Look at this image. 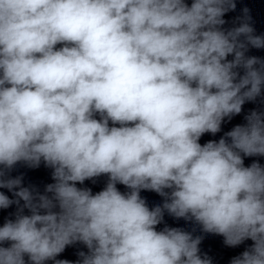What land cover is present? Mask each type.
I'll return each instance as SVG.
<instances>
[{"label": "clouds", "instance_id": "9594fccd", "mask_svg": "<svg viewBox=\"0 0 264 264\" xmlns=\"http://www.w3.org/2000/svg\"><path fill=\"white\" fill-rule=\"evenodd\" d=\"M235 9L0 0V189L15 197L0 191V209L17 206L0 226V264H73L57 257L76 243L87 252L75 264H212L202 236L157 230L165 213L229 247L252 241L230 264H264V165L244 162L264 157V111L200 143L264 88V59L246 55L264 36L247 8L225 28ZM18 163H43L54 182L23 186L10 175ZM102 175L95 194L77 187ZM142 190L163 203L150 208Z\"/></svg>", "mask_w": 264, "mask_h": 264}, {"label": "water", "instance_id": "95a60500", "mask_svg": "<svg viewBox=\"0 0 264 264\" xmlns=\"http://www.w3.org/2000/svg\"><path fill=\"white\" fill-rule=\"evenodd\" d=\"M187 3H191V0H186ZM247 8L249 10L248 15L251 17L250 24L255 30L256 35L264 36V0H236V9L227 13L224 19L227 21L225 28H231L237 26V17L243 16V9ZM61 45H57L60 47ZM247 56H256L261 59H264V49H255L249 47V50L246 53ZM229 59H232L230 56ZM243 74V70H240ZM264 111V88H262L261 97L258 98L255 102H246L243 105L242 112L234 116L231 120H225L221 126V131L215 136L212 134H205L201 137L200 143L204 144L209 140H219L225 132L230 131L234 126L238 124H244V117L252 110ZM118 126V125H117ZM253 161H258L261 165H264V157H245L244 162L245 166H249ZM52 169L45 167L43 163L40 164L37 168H30L23 163H18L14 169L11 171L10 175L12 177L21 176L22 183L25 187H31L39 191L40 193L44 192L45 186L47 184L53 183L52 180ZM108 181L106 175H102L93 180H86L83 185L77 184V187H86L90 188L95 194L96 192L101 191ZM117 188L121 192H127L128 189L124 185H117ZM10 199H15L12 192H9L7 189H0ZM141 197L146 200V203L150 208L163 203V198L157 193L148 190H142L140 193ZM23 202H21L22 204ZM17 211V206L14 204L8 209H0V226L3 225L6 219H14V214ZM25 214H28L25 210ZM165 226L168 227H179L186 231H190L194 236H202V242L199 245L200 254L202 256L206 255L212 261V264H230L232 258L240 255L244 250L251 246L252 241L246 240L241 245L236 247L226 246L224 243V238L219 235L203 233L200 230V227L193 222L185 221L183 219H175L172 216L165 213L164 221L157 226V230H162ZM5 246H8L7 244ZM80 251L87 252V249L84 245L76 243L74 245L67 246L63 253H61L57 259H66L73 264L80 259L78 253ZM27 260V257H25ZM46 264H52V261L46 262Z\"/></svg>", "mask_w": 264, "mask_h": 264}]
</instances>
